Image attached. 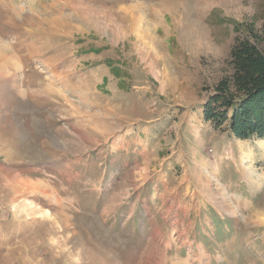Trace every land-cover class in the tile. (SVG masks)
Masks as SVG:
<instances>
[{
	"label": "rangeland",
	"instance_id": "374dc122",
	"mask_svg": "<svg viewBox=\"0 0 264 264\" xmlns=\"http://www.w3.org/2000/svg\"><path fill=\"white\" fill-rule=\"evenodd\" d=\"M151 1L0 0V264H264V136L205 119L234 44L264 52V0ZM73 23L152 71L107 82Z\"/></svg>",
	"mask_w": 264,
	"mask_h": 264
},
{
	"label": "trees",
	"instance_id": "16d2710c",
	"mask_svg": "<svg viewBox=\"0 0 264 264\" xmlns=\"http://www.w3.org/2000/svg\"><path fill=\"white\" fill-rule=\"evenodd\" d=\"M231 58L234 88L221 82L220 93L206 104L205 119L227 121L240 137L264 136V52L244 38L232 47Z\"/></svg>",
	"mask_w": 264,
	"mask_h": 264
},
{
	"label": "crops",
	"instance_id": "0c3cea01",
	"mask_svg": "<svg viewBox=\"0 0 264 264\" xmlns=\"http://www.w3.org/2000/svg\"><path fill=\"white\" fill-rule=\"evenodd\" d=\"M147 1V0H145ZM150 3L151 4V9L148 11L151 12H161V9H163V7H168V11H170V9H172L175 1L174 0H152ZM137 8L139 9V6L137 4ZM136 20L138 21V19L140 18V16L142 15H133ZM166 21V20H165ZM134 22V21H133ZM167 24V33H169L171 31V27H172V22L171 19H169L168 21H166ZM74 26V34H76L75 36H73L72 41L76 42L74 47H75V52L77 56H79L82 59H87L88 60V65H95L98 66L99 69L104 67L108 69L107 71V82L111 81L113 76L110 75L109 70H112V67L115 66H119L120 68H127L128 66L133 67L134 70L139 74L142 75L144 73V75H147L146 71L150 70L152 71V69L150 68L151 65L150 63H144V61H142L141 58V64L143 62V67H145L146 69H142V68H138L137 65L135 64H131L130 61L132 59V56H136V59L141 57V53L143 55L144 51L142 49V52L140 51L141 49L139 48L141 45L137 44V41H130V45L128 48L130 49H135V52L133 53L132 50L131 51H127L124 49V47L119 46L117 43L113 44L110 43L109 41H107V36H102V35H98L96 34L95 30H91V29H83L81 28V26L79 24H75L73 23ZM138 34L139 32H136L137 35V39H138ZM139 40V39H138ZM72 42V43H73ZM135 42V43H134ZM167 44V43H166ZM165 43L162 42H158L156 44L153 45V53L150 54L151 56H153V59H158L160 57V52L163 50L164 52H162L163 57L169 58V52H168V46ZM150 45H148L149 48ZM141 48H146L141 46ZM167 50V51H166ZM166 51V52H165ZM148 55V53H147ZM148 55V56H150ZM166 55V56H165ZM146 62V61H145ZM138 68V69H136ZM131 70L127 71V74H130ZM124 74L126 75V72L124 71ZM150 74V73H149ZM152 75V74H150ZM116 81L117 80H122L125 79L124 76L120 75V77H115ZM159 124L155 123L153 126H158ZM152 128V127H151ZM227 135L226 137H229V132H225ZM211 136V139L213 140V148L212 150H215L216 152L219 151V142H220V138L223 137V134H217L214 131H211V133L209 134ZM219 138V140H216L217 137ZM232 136V135H231ZM232 138V137H231ZM262 140V139H261ZM255 142V146L259 147V152H255V146L253 145ZM263 141V140H262ZM149 143V141H147ZM231 144H235L236 140L233 137L230 140ZM246 144H249L251 146V156L256 158L258 156L260 157H264V150H262L261 148V141L260 140H255L254 138H249L246 139L245 141ZM240 202H241V206H245L247 207V210H250L252 206V204H250L248 199H244V198H240ZM255 209V208H253ZM260 224H264V222H260Z\"/></svg>",
	"mask_w": 264,
	"mask_h": 264
}]
</instances>
